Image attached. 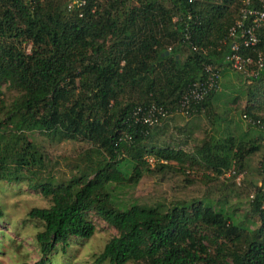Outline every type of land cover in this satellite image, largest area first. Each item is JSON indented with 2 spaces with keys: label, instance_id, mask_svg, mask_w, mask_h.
<instances>
[{
  "label": "trees",
  "instance_id": "trees-1",
  "mask_svg": "<svg viewBox=\"0 0 264 264\" xmlns=\"http://www.w3.org/2000/svg\"><path fill=\"white\" fill-rule=\"evenodd\" d=\"M189 1L86 0L82 10L68 11L69 0H0V182L25 180L49 202L26 214L41 224L32 264H50L70 239H89L91 215L115 231L94 264H264V182H248V213L259 224L253 229V221L236 220L208 200L163 210L116 205L112 196L116 187L136 185L149 166L163 171L188 163L235 177L261 153L264 173L259 139L226 133L194 155L152 143L150 132L159 126L138 122L149 106L175 113L186 88L206 77V65L219 68L220 77L229 69L227 31L240 0ZM258 38L264 51V27ZM246 81L252 84L243 91L241 116L263 127L242 120L264 131V70ZM216 93L188 117L207 110ZM32 132L85 142L97 162L67 182H39L43 156L27 140Z\"/></svg>",
  "mask_w": 264,
  "mask_h": 264
},
{
  "label": "rangeland",
  "instance_id": "rangeland-1",
  "mask_svg": "<svg viewBox=\"0 0 264 264\" xmlns=\"http://www.w3.org/2000/svg\"><path fill=\"white\" fill-rule=\"evenodd\" d=\"M222 73L217 98L207 110L195 117L171 113L162 125L151 130L150 141L194 154L204 142L221 139L226 133L244 140L255 137L257 129L247 126L241 118L247 81L230 69ZM5 98L9 99L7 93ZM26 136L43 156L42 167L35 176L39 182H67L87 174L89 167L97 162V155L85 142H58L39 132ZM260 159L261 153L247 158L243 169L237 172L238 184L231 175L216 177L209 169L195 164L186 163L180 168L170 163V168L163 171L149 166L151 171L144 173L136 185L116 187L112 196L116 205L162 206L163 210L174 203L208 200L215 207L222 206L232 212L236 220H244L245 224L253 221L249 224L253 229L259 224L248 213L251 192L248 182L257 187L264 182V173L259 172ZM27 184L25 180L0 182V264H32L39 258L35 234L41 231V224L29 220L26 214L31 209L46 208L49 202ZM224 201L226 204L222 205ZM89 220L94 225L93 235L87 240L70 239L64 252L58 246L50 257V264H94L95 256L115 231L93 215Z\"/></svg>",
  "mask_w": 264,
  "mask_h": 264
},
{
  "label": "built area",
  "instance_id": "built-area-1",
  "mask_svg": "<svg viewBox=\"0 0 264 264\" xmlns=\"http://www.w3.org/2000/svg\"><path fill=\"white\" fill-rule=\"evenodd\" d=\"M220 2L222 0H212ZM191 2V0L189 1ZM86 5V0H69L66 9L82 10ZM264 27V0H240L238 16L227 31L229 40V52L224 56V65L230 70L240 74L243 79L251 81L257 78L258 74L264 70V51L258 50L259 43L258 30ZM194 50V48H192ZM244 52V53H243ZM206 77L202 81L190 84L182 94L178 108L175 113L185 117L192 115L193 106L201 103L211 92H218L220 89L219 68L214 65L204 67ZM164 109L156 106H149L139 119V123L148 128L162 125L169 117ZM241 118L251 126H261L257 121H250ZM147 163H153L152 158L146 159ZM234 176V172L228 171L221 177ZM240 177L235 176L238 184Z\"/></svg>",
  "mask_w": 264,
  "mask_h": 264
},
{
  "label": "crops",
  "instance_id": "crops-1",
  "mask_svg": "<svg viewBox=\"0 0 264 264\" xmlns=\"http://www.w3.org/2000/svg\"><path fill=\"white\" fill-rule=\"evenodd\" d=\"M250 84H252L251 82H246V85L248 86V85H250ZM257 86H261V85H257ZM246 103H245V101H244V105H245ZM255 137H251L252 139L254 138V139H259V141H260V143H262V142H264V131L263 130H256L255 132ZM251 138H248V139H251Z\"/></svg>",
  "mask_w": 264,
  "mask_h": 264
}]
</instances>
